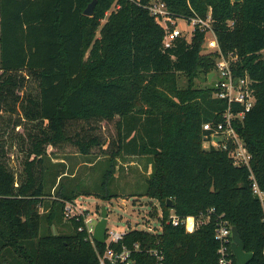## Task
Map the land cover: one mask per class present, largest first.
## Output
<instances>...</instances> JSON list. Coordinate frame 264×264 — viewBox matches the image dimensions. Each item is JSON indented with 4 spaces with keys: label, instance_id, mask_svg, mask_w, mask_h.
Here are the masks:
<instances>
[{
    "label": "trees",
    "instance_id": "obj_1",
    "mask_svg": "<svg viewBox=\"0 0 264 264\" xmlns=\"http://www.w3.org/2000/svg\"><path fill=\"white\" fill-rule=\"evenodd\" d=\"M92 1L0 0V110L8 101H26L23 115L40 124L22 173L10 168L0 145V264H100L106 245L93 243L86 217L65 218L66 203L93 189L66 184L65 165L50 171L46 163L50 150L64 145L105 157V191L120 159L149 158L144 195L160 203L162 230L130 229L111 245H139L135 264H159L154 250L163 254V264H220V216L239 230L253 254L250 264H264L263 207L248 168L235 166L227 151L203 147V125L226 107L213 97L211 83H195L216 70L218 55L203 51L206 34L197 31L190 43L178 39L164 50L165 32L146 8L151 0H98L89 17L84 12ZM163 1L177 17L211 12L222 52L238 57L236 75L253 81L256 103L237 130L264 191V0ZM181 76L188 78L186 87ZM30 80L39 93L22 99L17 91ZM104 123L114 128L108 139ZM48 173L52 189L46 194ZM212 208L210 222L194 231L169 222L172 212L198 218ZM65 220L72 233L50 232Z\"/></svg>",
    "mask_w": 264,
    "mask_h": 264
},
{
    "label": "rangeland",
    "instance_id": "obj_2",
    "mask_svg": "<svg viewBox=\"0 0 264 264\" xmlns=\"http://www.w3.org/2000/svg\"><path fill=\"white\" fill-rule=\"evenodd\" d=\"M105 22L106 19L102 21V24ZM203 51L206 53L205 49ZM210 82V79L206 81L204 76L195 81L199 88L207 87ZM187 85L188 78L181 76L180 86L186 87ZM38 93V83L33 80L26 82L25 87L17 91L22 99ZM22 103H26V101H8L0 110V145L7 153L10 168L16 173L23 172L24 163L27 161L31 150L30 136L39 133L40 127L38 121L34 122L25 118L21 109ZM102 133L104 138L112 137L114 135L113 125L102 124ZM50 153L52 155L46 160L50 171L61 170L62 165H65L66 175H68L65 178L66 184L83 183L93 189V195L81 196L75 203L79 206L81 213L86 216V221H91L94 227L100 221L101 209L105 206L108 211V229L110 231L123 233L130 229L150 232L162 230L160 203L144 195L147 189V181L152 172L148 157L120 159L116 178L105 191L101 186L102 176L107 169L104 156L80 155L74 147L69 145H64L59 149H51ZM51 173L46 176V194L51 193L52 189ZM107 196L111 197L109 199L104 198ZM52 198L54 197L52 196L50 199ZM173 214L175 213L172 212L171 216ZM65 222L66 220L62 225H54L50 232L56 235L72 233L71 228ZM45 227L41 230L42 234L46 232L49 234L48 227L46 229Z\"/></svg>",
    "mask_w": 264,
    "mask_h": 264
},
{
    "label": "built area",
    "instance_id": "obj_3",
    "mask_svg": "<svg viewBox=\"0 0 264 264\" xmlns=\"http://www.w3.org/2000/svg\"><path fill=\"white\" fill-rule=\"evenodd\" d=\"M146 8L165 32L163 40L164 50L173 48L178 39H185L190 43L195 33L199 31L206 34L204 44L206 54L216 53L218 55L216 58V70L211 74L213 77L210 83L214 87L213 97L224 102L226 107L221 112L218 120L203 125V130L205 131L204 149L227 151L235 166L248 168L250 179L252 180L253 193L260 200L263 207L264 221V191L261 189L251 167L252 154L237 130V127L243 124L247 113L253 109L256 103V96L252 88L253 81L248 76L239 77L236 75L234 68L238 57L235 54L225 55L222 52L211 12L206 18L199 16L191 18L177 17L172 15L163 0H151ZM75 202L66 203V219L76 217L79 220L80 216H85ZM214 213L215 209L212 208L198 218L187 217L185 219L173 214L169 222L174 226L183 225L189 231H194L200 226L209 223ZM85 224L86 230L90 234L93 243H95L93 240L94 225L91 224V221H86V218ZM232 228L233 226L227 220H224L223 216L217 218L215 237L220 243V264L232 263L230 258V250L233 253ZM125 234L126 232L120 233L107 230L106 250L103 254H99L100 264H135L133 253L140 250L139 245H135L134 250L126 247L116 250L111 247V245L123 241ZM150 253L157 258L159 264H163L164 257L161 252L154 250Z\"/></svg>",
    "mask_w": 264,
    "mask_h": 264
},
{
    "label": "water",
    "instance_id": "obj_4",
    "mask_svg": "<svg viewBox=\"0 0 264 264\" xmlns=\"http://www.w3.org/2000/svg\"><path fill=\"white\" fill-rule=\"evenodd\" d=\"M234 1H239V0H234ZM97 3H98V0H93L92 3H90L87 9L85 10L84 14L86 16L92 17L94 15V10H95ZM212 77L213 75L209 76L210 81ZM168 206L173 207L171 200H168ZM107 230H108V211L106 207L104 206L101 209V219L95 226L93 240L97 243L105 245ZM232 235H233L232 249H233V253L235 255L237 264H250V262L253 259V254L248 253L246 251L245 244L243 240L241 239L239 230L235 226L232 228Z\"/></svg>",
    "mask_w": 264,
    "mask_h": 264
}]
</instances>
